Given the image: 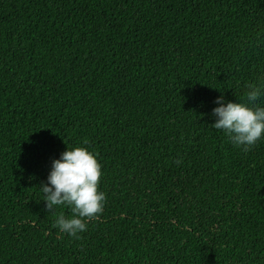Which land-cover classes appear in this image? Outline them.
Wrapping results in <instances>:
<instances>
[{
  "label": "trees",
  "instance_id": "1",
  "mask_svg": "<svg viewBox=\"0 0 264 264\" xmlns=\"http://www.w3.org/2000/svg\"><path fill=\"white\" fill-rule=\"evenodd\" d=\"M264 77V0H0V264H264V139L211 127ZM85 147L79 238L39 190Z\"/></svg>",
  "mask_w": 264,
  "mask_h": 264
},
{
  "label": "clouds",
  "instance_id": "2",
  "mask_svg": "<svg viewBox=\"0 0 264 264\" xmlns=\"http://www.w3.org/2000/svg\"><path fill=\"white\" fill-rule=\"evenodd\" d=\"M244 101H225L217 96L211 127L222 130L230 142L244 151L264 139V77L248 83ZM102 175L95 155L85 147L68 148L53 159L46 181L38 187L45 208L68 207L71 215H57L53 227L69 237L79 238L86 231V220L103 211L105 193L98 189Z\"/></svg>",
  "mask_w": 264,
  "mask_h": 264
}]
</instances>
